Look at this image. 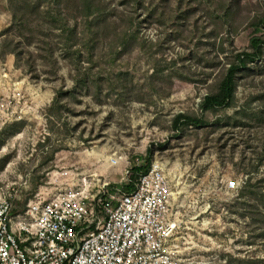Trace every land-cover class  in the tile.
Returning <instances> with one entry per match:
<instances>
[{"label": "rangeland", "instance_id": "rangeland-1", "mask_svg": "<svg viewBox=\"0 0 264 264\" xmlns=\"http://www.w3.org/2000/svg\"><path fill=\"white\" fill-rule=\"evenodd\" d=\"M110 1L115 21L99 31L91 62L82 47L86 85L75 89V69L59 39L52 44L56 75L35 45L22 42L19 65L0 46L5 87L18 100L14 120L0 130V193L15 194L18 212L42 191L78 185L125 191L129 172L149 156L150 164L165 166L179 197L171 246L180 264H264V224L246 215L254 212L249 204L260 207L256 198L264 200V59L238 74L232 108L203 112V97L216 90L221 66H211L226 36L215 45L208 9L195 1L187 18L178 16L175 0H146L134 12V0ZM229 1L233 44L243 49L263 32L251 23L264 0ZM10 21L9 2L0 0V31ZM124 33L135 38L113 53L111 44ZM178 114L206 123L177 131Z\"/></svg>", "mask_w": 264, "mask_h": 264}, {"label": "built area", "instance_id": "built-area-1", "mask_svg": "<svg viewBox=\"0 0 264 264\" xmlns=\"http://www.w3.org/2000/svg\"><path fill=\"white\" fill-rule=\"evenodd\" d=\"M5 65L0 60V130L18 103L5 87ZM15 197L0 193V264H180L171 246L179 197L159 161L131 190L42 191L18 212Z\"/></svg>", "mask_w": 264, "mask_h": 264}, {"label": "trees", "instance_id": "trees-1", "mask_svg": "<svg viewBox=\"0 0 264 264\" xmlns=\"http://www.w3.org/2000/svg\"><path fill=\"white\" fill-rule=\"evenodd\" d=\"M9 2V10L11 13L10 23L0 31V46L2 56L13 54L16 65L21 63L23 51L21 44L26 41L27 48L35 45L34 48L38 59L45 62L48 60L54 68L53 72L57 74V58L52 48V44L59 39L62 45L61 53L65 57L71 59L75 69L73 82L75 89L81 85H86V71H82V61L91 62L93 59L94 43L98 41L97 36L100 30L109 28L108 20L113 19V10L111 9L110 0H7ZM176 10L178 9L180 17L190 18L194 15L195 1L196 5H202L209 11V16L216 22L213 31L210 32L215 40L225 32L226 36H220L218 42V51L216 53V62L211 67L218 68L219 77L216 90L207 93L200 104L203 112H215L217 110H225L232 108L235 101V92L237 86V78L240 72H251L257 67L254 63L264 59V12L257 16L251 23V26L263 29L259 35L250 38L246 48L237 49L231 37V26L233 20L234 4L229 0H175ZM193 1V2H192ZM236 1V0H235ZM133 12L146 3V0H134ZM183 3L188 7L182 8ZM152 6V4H150ZM194 5V4H193ZM115 8V7H114ZM116 9V8H115ZM151 11L157 12L152 9ZM152 12V13H153ZM132 15L129 16L130 24ZM112 21H115L114 19ZM34 26L39 28L41 34L35 32ZM42 28H46L49 32L42 33ZM57 31L54 37L50 35ZM85 33L88 36H85ZM17 38L21 40H17ZM135 35L124 33L116 35L114 42L111 44L112 52L118 53L124 48ZM57 39V40H56ZM86 39V40H85ZM213 40V41H214ZM229 48L224 47L226 41ZM40 43V44H39ZM88 46L89 50L84 51L82 47ZM29 57L32 55L28 52ZM30 61V60H28ZM27 61V62H28ZM223 62V64H221ZM30 73H32L33 65L25 64ZM259 69V68H258ZM35 78L38 76H34ZM55 97L53 103L56 102ZM204 119L187 114H178L173 120L172 127L179 130L181 127L204 125ZM150 157L148 156L144 164L135 166L129 172L126 178V190H131L138 178L147 171L150 165ZM260 207L255 204H249V208H253L254 212L246 215L251 218L253 223L264 224V200L256 198ZM261 227V226H260Z\"/></svg>", "mask_w": 264, "mask_h": 264}]
</instances>
